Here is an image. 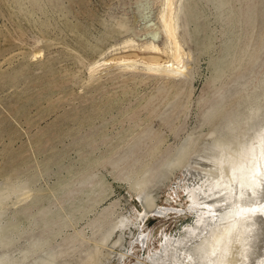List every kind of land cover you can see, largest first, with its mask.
<instances>
[{"label": "rangeland", "instance_id": "obj_1", "mask_svg": "<svg viewBox=\"0 0 264 264\" xmlns=\"http://www.w3.org/2000/svg\"><path fill=\"white\" fill-rule=\"evenodd\" d=\"M175 1L181 77L124 65L172 58L166 0H0V264H154L211 215L195 173L264 122V0Z\"/></svg>", "mask_w": 264, "mask_h": 264}, {"label": "bare ground", "instance_id": "obj_2", "mask_svg": "<svg viewBox=\"0 0 264 264\" xmlns=\"http://www.w3.org/2000/svg\"><path fill=\"white\" fill-rule=\"evenodd\" d=\"M166 1L161 20L172 58L154 62L128 60L124 64L127 68L142 66L149 72L175 77L187 73L186 52L177 37L179 10L175 0ZM149 48L152 53H162L155 43ZM261 117L258 109H252L249 119L255 121ZM213 148L214 161L204 164L210 167V176L202 173L194 176L198 181L194 184L195 200L209 198L203 202L212 205L211 215L200 217L187 230L185 239L170 241L171 244L167 240L163 250L151 258L154 264H264V122L235 144L230 139H222L213 142ZM6 187L2 185L0 190ZM216 187L219 191L208 195L207 190ZM152 202L147 203L149 209L153 208ZM218 203L222 205L216 206ZM108 237L105 238L108 240Z\"/></svg>", "mask_w": 264, "mask_h": 264}]
</instances>
